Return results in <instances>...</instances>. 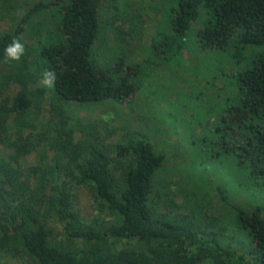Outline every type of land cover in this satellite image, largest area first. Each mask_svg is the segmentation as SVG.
<instances>
[{
  "label": "trees",
  "instance_id": "16d2710c",
  "mask_svg": "<svg viewBox=\"0 0 264 264\" xmlns=\"http://www.w3.org/2000/svg\"><path fill=\"white\" fill-rule=\"evenodd\" d=\"M109 1L0 0V19L14 23L0 31V256L23 264H264V0H174L169 8L182 39L200 20L195 39L201 50L232 46L235 54H249L226 81L234 100L218 119L214 141L234 169L236 196L245 195V204L219 189L224 210L212 215L203 200L181 192L185 199L173 216L157 208L176 193L164 179L161 193L154 185L166 150L142 128L111 143L95 127L82 129L61 117L52 124V116L35 133L46 92L66 106L124 101L137 90L127 78L129 67L122 76L120 56L115 68L106 67L112 72L94 64L100 11ZM53 9L55 15L47 13ZM39 17L47 22L31 53L22 36ZM15 38L25 53L5 63L4 49ZM45 70L57 75L51 89L38 86ZM37 147L53 152L51 160L42 156L22 169L24 150ZM77 187L102 201L106 219L83 216ZM53 224L61 228L57 234Z\"/></svg>",
  "mask_w": 264,
  "mask_h": 264
},
{
  "label": "rangeland",
  "instance_id": "374dc122",
  "mask_svg": "<svg viewBox=\"0 0 264 264\" xmlns=\"http://www.w3.org/2000/svg\"><path fill=\"white\" fill-rule=\"evenodd\" d=\"M20 1L32 4L38 0ZM170 6H174V0H110L100 11L102 21L95 43L94 64L105 72L120 56L124 60L122 76L127 74L129 67L127 78L137 84V90L124 101L106 99L66 106L53 101L46 92L35 133L42 131V126L49 123L52 116L56 117L52 124L61 117L69 118L72 125L83 126L82 129L95 127L111 143L117 142L125 133L131 134L132 130L142 128L149 138L152 137L155 146L166 150L167 162L157 173L154 183L156 191H163L160 183L164 179L163 183L169 182V188L177 195L165 203L160 202L157 212H169L173 216L177 212L175 208L185 199L182 192L194 194V199L208 204L210 214L219 215L224 210L219 189L229 195L231 202L238 199L245 204V195L236 196L234 169L214 141L219 136L215 133L218 119L234 100V88L227 89L226 81L242 70L243 60L248 59L249 54L245 50L235 54L232 46L219 52L196 47L195 34L202 26L200 20L182 39L172 27ZM57 12L53 9L47 13L55 15ZM35 21L27 26L22 36L31 53L37 49L35 36L47 22L44 17ZM108 22L116 32L121 31L119 36L109 29ZM13 24L0 19V31L8 30ZM178 44L182 47L177 51ZM100 59L106 63H100ZM113 68L108 71L112 72ZM15 92L13 90L12 94ZM31 133V129H25L24 134ZM74 138L77 143L82 142L79 132ZM52 155L53 152H45L42 147L24 150L20 167L34 166L42 156L49 161ZM75 195L83 216L92 219L102 214L101 218H107L102 212V201L94 199L87 188L77 187ZM180 209L183 213L182 207ZM52 226L56 234L61 230L57 224ZM0 264L23 262L0 256Z\"/></svg>",
  "mask_w": 264,
  "mask_h": 264
},
{
  "label": "clouds",
  "instance_id": "9594fccd",
  "mask_svg": "<svg viewBox=\"0 0 264 264\" xmlns=\"http://www.w3.org/2000/svg\"><path fill=\"white\" fill-rule=\"evenodd\" d=\"M5 53V63L8 62H19L21 57L25 53V46L21 43L19 38H15L11 40V42L4 49ZM57 80V75L52 70H45L42 74V78L40 80V84L48 89H51L55 86Z\"/></svg>",
  "mask_w": 264,
  "mask_h": 264
}]
</instances>
